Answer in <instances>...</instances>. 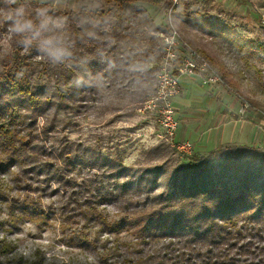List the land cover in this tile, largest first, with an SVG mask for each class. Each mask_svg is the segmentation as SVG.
<instances>
[{
	"label": "rangeland",
	"instance_id": "obj_1",
	"mask_svg": "<svg viewBox=\"0 0 264 264\" xmlns=\"http://www.w3.org/2000/svg\"><path fill=\"white\" fill-rule=\"evenodd\" d=\"M172 4V0L135 2L138 11L129 10L128 22L147 31L157 28L153 40L159 44L171 20L187 45L178 47L179 54L187 56L190 49L210 64L220 77L212 86L202 85L198 77L181 79L191 80L193 96L205 97L199 109L217 114L216 122L185 124L182 107H175L179 126L171 140L163 137L156 112L145 109V102L154 94L161 59L153 60L155 70L148 74L149 79L132 85L109 79L127 78L128 71L138 78L135 66L108 76L109 84L98 75L94 91L84 90L85 102L74 112L54 107L43 110L29 124L39 134L26 149L31 158L17 157L10 168H0V264H207L198 255V243L184 240L186 236L142 235L137 225L141 212L151 204L145 193L161 190L152 182L158 169L195 155L220 158L218 152L226 144L239 145L235 149L242 148L244 156L264 153V0H177ZM117 6L113 0H5L0 8V58L11 50L9 23L16 7L61 28L65 13L82 8L108 11ZM39 59L38 55L31 58L34 62ZM35 73L29 78L31 85L42 96L51 95L55 82L47 74ZM174 103L180 106L177 98ZM210 103L217 106L210 107ZM234 116L240 119L236 142L202 146L207 135L228 128ZM22 126L17 124V129L23 131ZM183 141L191 144L189 151L177 149ZM193 141L201 146L195 149ZM62 147L70 157L77 154L76 164L65 166L59 153ZM33 161L57 165L62 178L57 182L53 168L45 176L32 166ZM109 164L123 168L121 175H112L117 180L130 174L147 178L140 190L129 189L128 205L109 198H95V204L87 200L91 192L96 193L97 185L108 183L105 172ZM26 201L29 206L24 209ZM240 220L238 225L247 217ZM251 239L256 248L246 251L235 245L222 253L223 258L228 254L234 259L219 264H264V239Z\"/></svg>",
	"mask_w": 264,
	"mask_h": 264
},
{
	"label": "trees",
	"instance_id": "obj_2",
	"mask_svg": "<svg viewBox=\"0 0 264 264\" xmlns=\"http://www.w3.org/2000/svg\"><path fill=\"white\" fill-rule=\"evenodd\" d=\"M113 1L118 4L114 10L82 8L77 13H65L61 16L64 18L61 28L50 23L41 28L44 20L35 12L24 9L18 16L19 7H16L9 23L11 50L0 58L1 169L10 168L17 157L31 158L26 149L33 146L32 138L39 134L36 129H30L29 124L40 112L52 107L64 112L76 111L85 102L84 90L94 91L98 75L101 74L102 81L107 80L105 83L109 84L108 76L124 73L129 66H135L139 68L138 78L128 71L129 77L121 75L109 81L128 86L149 79L148 74L155 70L151 67L153 60L163 56L161 43L153 40V33L158 29L154 27L147 31L136 22L132 25L128 15L129 10L138 11L133 6L135 2L157 4L164 0ZM3 2L5 0H0V8ZM17 20L31 21L33 30L15 32L13 24ZM37 31L39 35H36ZM46 40H50L51 45H45ZM51 49L63 50L65 54L54 59L49 55ZM33 55L39 56L38 62L31 60ZM209 62L214 65L212 60ZM215 68L219 70V67ZM40 72L55 82V91L51 95L42 96L41 91L31 85L30 76ZM17 124H22L25 129L19 131ZM40 146L43 148L42 143ZM238 146L226 144L218 152L220 158L215 154L195 155L185 162L158 169L152 182L157 190H161L145 193L151 204L139 216L137 226L142 235H184V240L198 243V255L207 264H219L224 259L231 262L234 256L226 254L223 258L222 253L235 245L246 251L256 248L258 245H254L251 238L264 239V153L244 156L242 148L235 149ZM59 153L64 156L65 166L77 163V154L70 157L64 147ZM32 163L34 168L44 171L45 176L53 168L52 176L57 182L62 178L59 177L63 172L57 165ZM121 173V166L109 164L105 172L108 183L97 185L96 193L91 192L87 200L94 203L95 198H109L128 205L131 202L129 189L140 190L147 178L138 174L118 180L112 177ZM22 206L29 205L26 201ZM245 217L247 221L238 225V220Z\"/></svg>",
	"mask_w": 264,
	"mask_h": 264
},
{
	"label": "built area",
	"instance_id": "obj_3",
	"mask_svg": "<svg viewBox=\"0 0 264 264\" xmlns=\"http://www.w3.org/2000/svg\"><path fill=\"white\" fill-rule=\"evenodd\" d=\"M172 3L176 4L177 0H172ZM167 28V33H163L160 37L163 56L156 73L154 94L145 102V109L156 112L159 126L163 130V137L171 140L179 126L176 117L177 111L172 103L173 97L178 93L179 80L198 77L201 79L202 85L212 86L220 81V77L210 64L195 51L188 49L187 56L180 55L178 47L187 45L181 40L180 34L171 20H169ZM176 147L183 151H189L191 144L188 141H183Z\"/></svg>",
	"mask_w": 264,
	"mask_h": 264
},
{
	"label": "crops",
	"instance_id": "obj_4",
	"mask_svg": "<svg viewBox=\"0 0 264 264\" xmlns=\"http://www.w3.org/2000/svg\"><path fill=\"white\" fill-rule=\"evenodd\" d=\"M181 80V81H180ZM179 80V86H178V93L173 97L172 99V103L175 106L174 103V99L177 98L178 99V103L180 104V106H178L176 104L175 107H182V109L180 110V114H184V118L183 121L185 124H189V123H195L196 126L201 125V121L202 124H206L208 126V124H214V122H216L217 120V114L213 113V111L210 110H204V109H199L200 104H203V101L205 99V97L201 96H193V86L191 85V80H187V79H180ZM193 99V104L191 105V101L192 98ZM214 103H210V107H216L217 105H213ZM193 105H195V107L197 108H193L191 109L190 107H193ZM188 107V109H187ZM178 114V112H177ZM191 115H195L192 118H194V120L191 118ZM182 118V117H179ZM197 118V119H195ZM191 119V120H188ZM179 121V119H178ZM240 119L238 116H234L233 119L231 120L232 123H229L224 125L227 127H223L220 130H216L213 133L207 135L205 137V139L202 141L203 145L202 146H206L208 145V147H212L213 145H220L222 143H232V142H236V140L238 139V134L236 132L239 131H235V128L237 126V122H239ZM262 120H260V123ZM264 125V124H262ZM238 127V126H237ZM198 128V127H196ZM196 128L194 129V131L196 130ZM237 134V135H236ZM201 145H199L198 143H196L195 141H193V147L195 149H198V147H200Z\"/></svg>",
	"mask_w": 264,
	"mask_h": 264
},
{
	"label": "clouds",
	"instance_id": "obj_5",
	"mask_svg": "<svg viewBox=\"0 0 264 264\" xmlns=\"http://www.w3.org/2000/svg\"><path fill=\"white\" fill-rule=\"evenodd\" d=\"M23 14L22 10L18 9L17 10V15L21 16ZM47 21H45L42 25L41 28H43L46 25ZM13 30L17 33H24V32H28V31H32L33 30V25L31 23V21H26V22H20L19 20L15 21L13 24ZM36 35H39V32H36ZM51 41L50 40H46L44 41L45 45H51ZM65 53L63 52V50L60 49H51L49 51V55L52 56L54 59H59L61 58Z\"/></svg>",
	"mask_w": 264,
	"mask_h": 264
}]
</instances>
